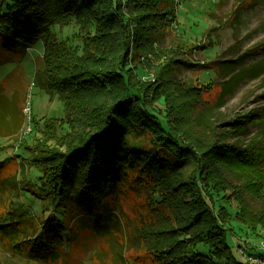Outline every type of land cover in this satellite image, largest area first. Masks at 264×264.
<instances>
[{"label":"rangeland","instance_id":"rangeland-1","mask_svg":"<svg viewBox=\"0 0 264 264\" xmlns=\"http://www.w3.org/2000/svg\"><path fill=\"white\" fill-rule=\"evenodd\" d=\"M116 2L125 16L134 14V5L128 4V0ZM1 3L2 0L0 6ZM149 3V8H143L149 14L163 7H167L168 14L164 19L161 17L162 26L157 21L148 33L140 35V31L135 33L136 20H127V33L123 35L115 28L96 29L98 20H82L81 16L72 14L65 18L55 15L56 20L47 32L65 49L57 58L51 51L54 60L47 56L45 36L20 54L11 37L7 39L0 31V177L2 181L6 179L0 187V221L7 216L11 219L23 218L26 213L30 216L21 224L25 228L23 234L7 238L0 231V264H158L152 249L163 248L172 241L166 229L177 226L189 202L190 194L185 190L188 188L182 183L174 187L177 199L167 204L152 194L156 188L130 190L114 203L119 209L115 214L119 228L110 231L109 227L107 232H110L102 236L86 229L76 230L64 249H54L55 259L32 257L30 240L26 239H31L42 221L53 213L47 210L45 198L39 199L40 194L33 196L28 192L35 189L33 185L38 183L41 173L32 159L44 149L53 147L63 151L65 148L63 139L47 140L48 135L43 136L41 131L50 120L61 123L59 127L56 124L54 135L73 136L82 127L87 129L85 124L91 122L90 116L96 111L92 108L107 100L102 93H83L75 99L81 103L70 107L57 91H47L38 84L36 75L40 72L46 76L49 69L53 74L63 71L75 74L79 68L95 67L104 71L113 68L123 52L122 63L132 71L135 80L147 84L149 93L154 90L155 95H164L154 100L155 111H150L164 122L170 118L184 143L205 148L221 141L229 144L253 141L264 148V65L254 66L264 59V0H165L158 5L151 0ZM144 36L148 37L147 41ZM225 85L227 88L222 91ZM244 114H250L252 120L246 121L241 131L224 137L221 131L228 128L227 120ZM147 139L141 137L139 143L146 144ZM260 153L264 155V149ZM263 166L261 161L258 168L262 172ZM191 168L190 164L184 165L177 175L165 172L153 184L171 187L177 179L187 180ZM225 175L235 186L231 190L242 202L243 211L259 215L263 210L261 197L238 186V174L226 172ZM263 190L259 189L258 193L264 194ZM226 193L232 198V191ZM221 195L212 193V198L215 208L224 206L230 214L225 225L232 234V238L227 236V243L234 260L240 264H264V227L253 230L233 218L239 209L237 202L222 200ZM174 211L179 215H173ZM28 223L31 226L26 227ZM183 237L186 235H179ZM193 252L210 255L204 242L197 243ZM210 259L216 264H228L224 257L210 255Z\"/></svg>","mask_w":264,"mask_h":264},{"label":"trees","instance_id":"trees-1","mask_svg":"<svg viewBox=\"0 0 264 264\" xmlns=\"http://www.w3.org/2000/svg\"><path fill=\"white\" fill-rule=\"evenodd\" d=\"M116 1L2 0L0 31L8 36L7 39L11 37L20 54H24L37 39L45 36L47 56L54 60L63 55L65 49L55 43L51 32H47L48 26L56 20L55 15L65 18L72 14L81 16L82 20H98L96 29L99 26L115 28L123 35L127 33V20H136L135 33L140 31V35L142 32L148 33L157 21H161L162 26L164 22L161 17L164 19L168 14L167 7L151 14L143 10L146 6L149 8L151 0H128V4L134 5L135 11L127 17ZM153 2L158 5L160 2L165 3V0ZM144 40L147 41L148 37L144 36ZM123 57L124 53L121 52L113 68L104 71L95 67L79 68L75 74L67 71L53 74L49 69L47 76L41 72L36 75L41 87L50 92L57 91L70 107L81 103L75 99L83 93H102L107 100L103 105L92 108V111H96L90 116L91 122L85 124L88 125L87 129L84 126L75 131L73 136L54 135L56 124L59 127L61 123H52L50 120L41 131L43 136L48 135L47 140L63 139L65 148L63 151L53 147L44 149L42 154L32 159L33 165L36 168L38 166L41 173L38 183L33 185L35 189L28 192L33 196L40 194V197L36 196L39 199L45 198L49 205L47 210L53 213H50L51 219L42 221L31 239H26L30 240L28 246L31 256L55 259L57 253L54 249H64L72 241L76 230L86 229L102 236L109 227L110 231L119 228L115 218L119 209L114 203L130 190L156 188L152 194L155 193L159 197L158 201L167 204L169 200L177 199L174 187L182 183L190 194L186 212L182 219H178L176 227L166 229L172 241L163 248L152 249L153 259L158 264H216L210 259V255H214L217 258L224 257L228 264H240L234 260L227 243V236L232 238L230 229L225 225L230 214L224 206L214 207L212 193H222V200L237 202L239 209L234 212L233 218L240 223L253 230L263 228L264 194L258 193V190L264 188V172L258 166L264 161V155L260 153L264 148L258 147L253 141L246 144L221 141L205 148L184 143L170 118L164 122L150 111L155 109L154 100L164 95H155L154 90L149 93L150 87L135 80L132 71L124 67ZM260 61L253 65H264V59ZM226 86L222 87V91ZM251 120L250 114L231 117L227 120L228 128L221 132L227 137L232 132L244 129L245 122ZM67 132L70 133L69 130ZM141 137L149 138L146 144L139 143ZM189 164L192 168L187 180L177 179V183L171 187H156L153 184L161 180L165 172L177 175L182 166ZM226 172L238 174V186L257 198L261 197L263 210L259 215L243 211V204L231 190L235 186L227 181ZM4 182L5 177L3 181L0 177V187ZM226 190L232 191V198ZM26 214L23 218L11 219L7 216L2 219L1 234L7 238L23 234L25 228L21 224L30 217ZM173 215L179 214L174 211ZM29 226L31 224L28 223L26 227ZM179 235L186 237L179 238ZM200 242L207 244L209 256L193 252Z\"/></svg>","mask_w":264,"mask_h":264},{"label":"built area","instance_id":"built-area-1","mask_svg":"<svg viewBox=\"0 0 264 264\" xmlns=\"http://www.w3.org/2000/svg\"><path fill=\"white\" fill-rule=\"evenodd\" d=\"M263 249H264V247H263Z\"/></svg>","mask_w":264,"mask_h":264}]
</instances>
